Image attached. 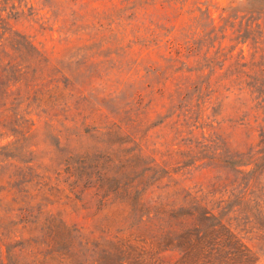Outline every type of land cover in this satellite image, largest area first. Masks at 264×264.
Instances as JSON below:
<instances>
[{
	"label": "rangeland",
	"instance_id": "obj_1",
	"mask_svg": "<svg viewBox=\"0 0 264 264\" xmlns=\"http://www.w3.org/2000/svg\"><path fill=\"white\" fill-rule=\"evenodd\" d=\"M255 1L0 0V6L13 10V27L44 52L39 59L30 54L33 48H25L23 64L31 68L24 77V97L19 107L17 99L9 104L2 117L7 127L0 125V144H6L16 138L7 133L18 128L17 110L29 119L24 122L26 139L17 143V148L27 146L29 150L12 148L0 157V207L17 221L11 230L13 242L39 233L46 214L39 213L38 205L94 238L130 236V231L119 232L127 215L123 201L135 198L126 196L128 189L150 186L152 190L159 184L157 170H149L150 177L142 179L147 166L160 164L173 175V180L164 178L161 186L215 187L222 193L235 176L231 181L230 169L207 165L210 152L197 144L211 137L223 138L239 151L256 144L258 132L243 119L248 96L226 93L214 106L197 109L179 133L165 103L168 99L154 94L163 78L153 86L140 76L162 54L174 56L178 49L181 58L192 63L217 56L220 41L232 56L219 63L220 71L250 70L249 64L234 66L237 58L264 64V4ZM208 6L220 28L214 43L206 42L197 22L200 9ZM230 12L235 25L224 29L221 16ZM131 28L141 29L139 38ZM169 38L176 42L171 53L164 45ZM190 46L198 53L190 55ZM174 87L170 83L168 92ZM126 122H132L129 131L121 126ZM8 152L23 154L26 161L10 159ZM261 180L257 189L264 185V172ZM263 195V199L252 200L246 211L239 206L234 223L245 242L258 251L257 264H264ZM31 205L37 206L33 211L39 220L25 222L21 208ZM30 245L33 250L43 249L34 242Z\"/></svg>",
	"mask_w": 264,
	"mask_h": 264
},
{
	"label": "trees",
	"instance_id": "obj_2",
	"mask_svg": "<svg viewBox=\"0 0 264 264\" xmlns=\"http://www.w3.org/2000/svg\"><path fill=\"white\" fill-rule=\"evenodd\" d=\"M247 1L250 4L251 0ZM6 2L9 3L10 0ZM255 3L264 4L261 0H256ZM14 7L11 6L12 9ZM200 11L202 13L197 22L203 28V36L207 43H214L218 39L217 30L220 31V28L217 27L209 6ZM19 13L17 11L15 14ZM13 14V10H9L7 5L0 6V125L5 127L7 126L2 117L10 109L9 104L16 103L17 99L19 107L24 97V77L27 69L31 68L23 64L25 48H33L30 54L36 58L41 59L44 55L27 34L13 27L10 22ZM233 14L230 12L227 16H221L222 25H226L224 29L228 25H235ZM263 23L257 22V26H262ZM131 32L139 38L137 36L141 29L131 28ZM221 33L224 39L225 30ZM174 44L176 42L172 38L164 43L170 53ZM219 44L217 56L206 57L194 63L183 60L180 49L176 51V57L162 54V59L146 66V73L140 77L147 85L153 83V86L156 80L163 78L161 87H157L154 94L156 92L157 98L168 99L165 103L169 104L172 120L175 118L174 130L179 133L184 132L182 127L197 109L214 106L223 100L226 93L233 92L239 98L248 96L249 104L247 99L246 101L249 108L243 119L258 132L256 144L247 151H239L231 149L226 140L216 136L213 140L211 137L210 141H199L197 144L210 152L207 165L231 170L230 180L232 181V174L235 176L232 183H227L226 189L220 194L215 187L191 190L179 189L177 184L167 183L161 186L164 178L173 180V175L169 174L167 168L160 167V164L159 167L147 166L142 179L150 177L149 170H157L156 181L159 184L156 185L157 189L152 190L150 186L128 189L126 196L135 198L123 201L127 215L124 226L119 229V232L124 233L130 231L131 235L128 237L114 235L94 238L85 234L82 227L69 224L38 205L36 207L39 213L46 214L39 233L27 240L13 242L11 230L17 221L0 207V264H257L258 251L245 242L234 223L238 210L241 211L239 206L246 211L252 200L263 199L264 185L259 189L256 186L261 184L264 172V64H259L256 60L249 63L237 58L239 61H235L234 66L244 67L249 64L250 70L229 73L220 71L222 67L219 63L232 56L224 51L221 41ZM158 47L161 49L162 45L159 44ZM188 50L190 55L198 53L192 46ZM170 83L175 87L168 92ZM13 94L16 96L12 97ZM17 111L18 128L13 133H7V136L13 135L16 138L0 144V157L12 148L29 150L27 146L17 148V143L26 139L24 122L29 121L23 110ZM132 122L121 126L129 131ZM115 125L119 127V124ZM201 133L207 140L204 130ZM21 155L8 152L7 157L26 161ZM226 174L227 172L222 173ZM12 176L13 174L9 177ZM222 179L226 181L224 177ZM154 190L156 194H153ZM34 207L35 205L21 208L26 213L23 216L25 222L39 220L34 215ZM32 212L30 219L27 215ZM31 242L43 249L33 250Z\"/></svg>",
	"mask_w": 264,
	"mask_h": 264
}]
</instances>
